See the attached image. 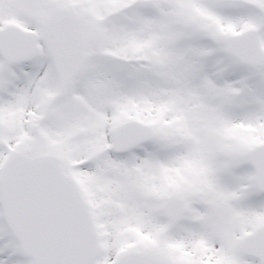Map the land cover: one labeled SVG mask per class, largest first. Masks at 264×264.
Here are the masks:
<instances>
[{"label": "snow or ice", "instance_id": "1", "mask_svg": "<svg viewBox=\"0 0 264 264\" xmlns=\"http://www.w3.org/2000/svg\"><path fill=\"white\" fill-rule=\"evenodd\" d=\"M0 264H264V0H0Z\"/></svg>", "mask_w": 264, "mask_h": 264}]
</instances>
